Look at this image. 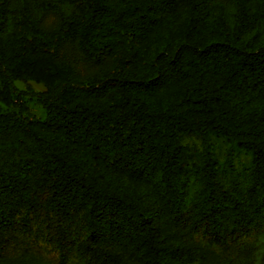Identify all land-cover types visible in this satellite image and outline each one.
I'll list each match as a JSON object with an SVG mask.
<instances>
[{
  "label": "trees",
  "instance_id": "16d2710c",
  "mask_svg": "<svg viewBox=\"0 0 264 264\" xmlns=\"http://www.w3.org/2000/svg\"><path fill=\"white\" fill-rule=\"evenodd\" d=\"M182 15V40L146 60L152 35L166 42ZM263 23L264 0H0L3 99L35 80L43 89L28 93L45 110L0 113V260L42 254L35 235L62 264L71 253L81 264H252L264 228V105L252 109L264 103ZM212 136L226 144L220 158Z\"/></svg>",
  "mask_w": 264,
  "mask_h": 264
},
{
  "label": "rangeland",
  "instance_id": "374dc122",
  "mask_svg": "<svg viewBox=\"0 0 264 264\" xmlns=\"http://www.w3.org/2000/svg\"><path fill=\"white\" fill-rule=\"evenodd\" d=\"M228 3L227 1L224 4ZM233 10L232 5L227 8V13L230 16ZM184 16L177 17L173 20V26L170 30H163L161 35L166 38V42H161L156 38V33H154L151 37L150 43L143 49V57L151 61L156 54L163 50L167 45V42H172L173 45H177L182 40V35L175 32V29L180 21H182ZM229 18V17H228ZM260 30L262 31L261 35L258 39L253 43V46L263 44L264 43V23L260 26ZM29 86H27L21 80H15L14 84L17 88L25 90L27 93H24L23 97H10L9 100H5L4 93L2 92V85L0 83V113H14L16 115H23L29 118H43L45 115V110L41 106V104L32 97L28 92L31 90H41L43 89V84L37 82L35 80H29ZM264 105V103L258 104L255 103L252 105V109L256 107ZM188 142L193 141L194 144L199 146V140L196 138L188 139ZM210 145H212L213 153H215L219 158L222 157L226 144L223 141V138L220 136H212L210 138ZM249 154L242 149L239 152L233 154V162L235 167L238 170H242L245 164L249 163ZM124 188L126 190L135 191L141 195H145L146 197L153 196L152 191L149 187L143 185H136L133 183L124 182ZM194 188V184L191 183L188 187V193H190ZM30 241H35L39 246L44 250L42 254H33L31 255L25 262H16L9 260H0V264H62L58 261V255L55 251L50 249L46 245V241L39 236H29ZM257 247L254 252V258L252 264H264V228L258 234V241L256 243ZM70 263L68 264H81L77 259V255L75 253L69 254Z\"/></svg>",
  "mask_w": 264,
  "mask_h": 264
}]
</instances>
